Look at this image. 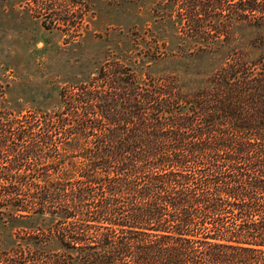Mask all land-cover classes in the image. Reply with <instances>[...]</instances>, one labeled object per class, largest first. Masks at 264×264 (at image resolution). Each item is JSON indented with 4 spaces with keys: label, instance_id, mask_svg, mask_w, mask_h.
<instances>
[{
    "label": "trees",
    "instance_id": "16d2710c",
    "mask_svg": "<svg viewBox=\"0 0 264 264\" xmlns=\"http://www.w3.org/2000/svg\"><path fill=\"white\" fill-rule=\"evenodd\" d=\"M178 9L194 47L108 58L0 132V264H264V0Z\"/></svg>",
    "mask_w": 264,
    "mask_h": 264
},
{
    "label": "rangeland",
    "instance_id": "374dc122",
    "mask_svg": "<svg viewBox=\"0 0 264 264\" xmlns=\"http://www.w3.org/2000/svg\"><path fill=\"white\" fill-rule=\"evenodd\" d=\"M180 1L0 0V132H12L6 129L15 118L61 108L60 91L89 81L108 58L142 73L148 59L142 54L155 45L194 47L179 28ZM54 12L56 21L44 25V15ZM12 154L0 148V165L13 164ZM10 180L0 176V182ZM17 225L0 219V248L15 243Z\"/></svg>",
    "mask_w": 264,
    "mask_h": 264
}]
</instances>
